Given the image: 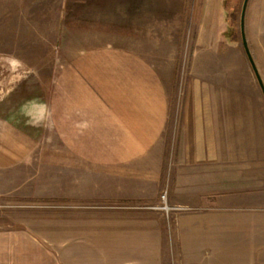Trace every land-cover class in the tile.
<instances>
[{"label":"rangeland","instance_id":"374dc122","mask_svg":"<svg viewBox=\"0 0 264 264\" xmlns=\"http://www.w3.org/2000/svg\"><path fill=\"white\" fill-rule=\"evenodd\" d=\"M243 2L0 0V228L41 235L66 264H181L172 224L190 210L170 203L171 174L185 191L194 172L185 154L192 158L203 139L207 155L220 157L205 167L206 191L218 176L221 188L222 173L226 190L207 204L248 206L226 212L246 213L259 222L252 232L264 231V94L242 42ZM245 37L264 84V0L248 1ZM160 89L170 94L163 182L102 171L121 150L106 111L123 95L129 110L149 115ZM155 151L134 167L153 174ZM123 182L158 191L161 211L60 200ZM177 191L174 199L185 200ZM142 219L164 220L163 235L153 226L124 242L111 235L112 222ZM249 253L246 244L228 246L218 262L247 264Z\"/></svg>","mask_w":264,"mask_h":264},{"label":"crops","instance_id":"0c3cea01","mask_svg":"<svg viewBox=\"0 0 264 264\" xmlns=\"http://www.w3.org/2000/svg\"><path fill=\"white\" fill-rule=\"evenodd\" d=\"M112 83L113 87L115 83ZM152 95L153 99H156L154 100L155 108L151 110L149 115L144 112L140 114L138 110L131 111L132 108L129 110L128 106H125L123 95H119V99L117 97V101L122 103L121 106L112 107L106 111L107 126L112 124L111 129L117 131L116 138L117 142H121V150L107 157L109 162L102 171L109 173V175H115L122 180L135 178L137 180L156 181L157 184L163 182L168 144L166 129L170 94L160 89L153 92ZM88 96L91 100L93 99L92 102L95 105L99 98L97 94L91 92ZM104 99L107 103H111L110 99L113 100L110 96H106ZM197 143L199 149L192 158L189 154H185L188 164L194 168V172L189 176L192 182L186 181L185 191H182L187 195L185 200L174 199L175 191L179 187V178L177 173L174 176L171 174V178H173L170 203L183 204L181 209L190 210V212H179L178 218H175L172 224V228L174 227L172 235L177 245L179 262L181 264H219L218 261L223 257L226 247H238L239 244H246L247 250L250 251L247 264H264V231L252 232L251 230V227H259V222H253L255 218H249L246 213L241 215L240 213L227 214L226 212L232 209L251 211L250 207L248 209V206L246 208L237 205H229L228 207L226 205H208L210 200H220L221 196L225 195L226 190L222 188L225 185L224 173L221 177V188L220 176H218L220 172H217V179L219 180L216 190L213 192L206 191L210 183L206 181L209 178V172L205 171V167L210 164L211 159L212 163H220V157L218 155L211 158L210 155H207L203 139L197 140ZM153 147L157 150L155 151L156 168L153 170V174H147L144 165L142 167L140 165L134 167V165L137 163L144 164L147 152ZM149 155L152 156L153 154L149 152ZM189 159L191 161H188ZM140 168L141 171L138 170ZM179 185L180 189H183L181 184ZM129 188L125 186V182L115 188H112L108 183L107 187L102 189L105 190L104 194L98 195V190H93V192L91 190V193L89 191L90 194L64 196L60 200L64 202L100 201L107 207L121 206L126 208L129 205H136L138 209L161 211L158 208V191L151 193V195L142 190H129ZM177 192L182 193L181 191ZM165 225V221L159 219H142L137 222L120 220L109 224V226L118 228L111 231V235L122 237L120 242L130 239V235H145L147 226H153V230H149V232L160 237L163 235L162 227L165 228ZM128 226L141 227V229H129ZM167 226L170 225L167 223ZM164 232L166 233V230ZM47 243L48 241L41 235L25 227L0 228V264H66L63 261L65 256ZM159 257L161 258V256ZM156 258L158 257L156 256Z\"/></svg>","mask_w":264,"mask_h":264},{"label":"water","instance_id":"95a60500","mask_svg":"<svg viewBox=\"0 0 264 264\" xmlns=\"http://www.w3.org/2000/svg\"><path fill=\"white\" fill-rule=\"evenodd\" d=\"M248 1L249 0H244L243 2V5H242V10H241V18H240V25H241V34H242V42H243V46L245 48V51L247 53V56L249 58V61L251 63V66L256 74V77L258 79V82L262 88V91H263V94H264V84H263V81L260 77V74L257 70V67L255 65V62L253 60V57L249 51V48H248V45H247V40H246V37H245V15H246V9H247V5H248Z\"/></svg>","mask_w":264,"mask_h":264},{"label":"built area","instance_id":"2783aa9c","mask_svg":"<svg viewBox=\"0 0 264 264\" xmlns=\"http://www.w3.org/2000/svg\"><path fill=\"white\" fill-rule=\"evenodd\" d=\"M162 199H163L165 205L161 206V208H162L163 210H166L167 212H170V209H172V207H169V206L165 203V200H166V194H165V193L162 195Z\"/></svg>","mask_w":264,"mask_h":264}]
</instances>
